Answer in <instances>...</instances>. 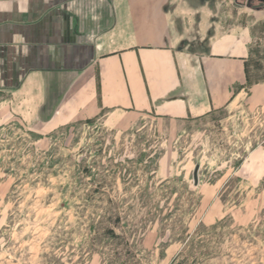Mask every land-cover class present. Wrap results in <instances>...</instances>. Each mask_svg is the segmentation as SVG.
<instances>
[{
  "label": "rangeland",
  "instance_id": "374dc122",
  "mask_svg": "<svg viewBox=\"0 0 264 264\" xmlns=\"http://www.w3.org/2000/svg\"><path fill=\"white\" fill-rule=\"evenodd\" d=\"M217 5L250 33L225 108L45 136L0 112V264H264V6Z\"/></svg>",
  "mask_w": 264,
  "mask_h": 264
},
{
  "label": "crops",
  "instance_id": "0c3cea01",
  "mask_svg": "<svg viewBox=\"0 0 264 264\" xmlns=\"http://www.w3.org/2000/svg\"><path fill=\"white\" fill-rule=\"evenodd\" d=\"M218 1L0 0L2 117L45 136L108 111L227 107L247 83L250 33Z\"/></svg>",
  "mask_w": 264,
  "mask_h": 264
},
{
  "label": "flooded vegetation",
  "instance_id": "af4514ba",
  "mask_svg": "<svg viewBox=\"0 0 264 264\" xmlns=\"http://www.w3.org/2000/svg\"><path fill=\"white\" fill-rule=\"evenodd\" d=\"M251 0H249V2H250ZM253 1V0H252ZM259 4H261L262 6H264V1H262V0H256Z\"/></svg>",
  "mask_w": 264,
  "mask_h": 264
},
{
  "label": "trees",
  "instance_id": "16d2710c",
  "mask_svg": "<svg viewBox=\"0 0 264 264\" xmlns=\"http://www.w3.org/2000/svg\"><path fill=\"white\" fill-rule=\"evenodd\" d=\"M85 175H88V172H83ZM91 175V174H90Z\"/></svg>",
  "mask_w": 264,
  "mask_h": 264
},
{
  "label": "water",
  "instance_id": "95a60500",
  "mask_svg": "<svg viewBox=\"0 0 264 264\" xmlns=\"http://www.w3.org/2000/svg\"><path fill=\"white\" fill-rule=\"evenodd\" d=\"M262 1H264V0H262Z\"/></svg>",
  "mask_w": 264,
  "mask_h": 264
}]
</instances>
